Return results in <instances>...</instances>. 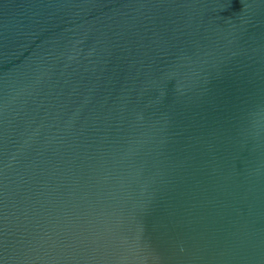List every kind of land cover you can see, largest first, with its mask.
<instances>
[{"label": "water", "instance_id": "95a60500", "mask_svg": "<svg viewBox=\"0 0 264 264\" xmlns=\"http://www.w3.org/2000/svg\"><path fill=\"white\" fill-rule=\"evenodd\" d=\"M0 264H264V0H0Z\"/></svg>", "mask_w": 264, "mask_h": 264}]
</instances>
